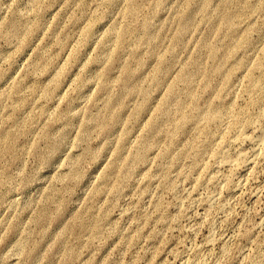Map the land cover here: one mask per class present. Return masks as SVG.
I'll return each instance as SVG.
<instances>
[{
    "label": "rangeland",
    "instance_id": "rangeland-1",
    "mask_svg": "<svg viewBox=\"0 0 264 264\" xmlns=\"http://www.w3.org/2000/svg\"><path fill=\"white\" fill-rule=\"evenodd\" d=\"M134 1L130 15L128 0H0V264H264V107L251 103L258 96L245 91V69L224 90L208 49L197 46L207 33V44L224 45L220 14L204 12L206 0ZM209 1L215 13L222 0ZM230 1L240 10L257 1L236 20V36L249 44L238 56L252 69L264 61V0ZM183 11L190 27L177 41ZM14 21L17 36L6 29ZM126 24L133 28L117 48ZM130 36L139 40L134 51ZM126 59L148 99L138 89L121 97ZM195 67L197 106H219L222 120L201 130L189 121L169 144L175 114L168 101L171 113L157 122L161 103L175 85L183 111L191 109L178 74ZM160 69L157 87L151 76ZM115 110L119 118L103 129ZM242 112L250 125L240 134L232 121ZM151 120L157 126L146 130ZM63 132L59 151L42 159ZM144 145V160H132Z\"/></svg>",
    "mask_w": 264,
    "mask_h": 264
},
{
    "label": "bare ground",
    "instance_id": "bare-ground-1",
    "mask_svg": "<svg viewBox=\"0 0 264 264\" xmlns=\"http://www.w3.org/2000/svg\"><path fill=\"white\" fill-rule=\"evenodd\" d=\"M128 1H129V3L127 6V13L130 15H133L134 10L131 6L135 4V1L134 0H128ZM230 3H231L230 0H222L218 4L217 7L213 8L214 9L213 11L214 12L216 11L215 13L211 12L212 9H210V1L209 0H206L205 2H203L201 4L203 11L206 12L207 14H210V16H215V15L220 14L219 20L221 19L222 26L219 30L218 36L219 37L223 36L224 45L220 47L218 44L217 45L210 44V43L207 44V39L210 36V34L207 33V35H204L202 37V39L200 41H198L197 46L199 48L206 47L208 49L209 57L211 59V62H213V68L210 72L212 74L216 73V74H221L223 76V78H224V88L223 89L224 90H227V89L230 90V87H231L230 84H231L232 78L234 77L236 72H239V71H242L245 69V71L247 73V78H248V83L245 86V91H247L250 96L251 95L258 96L257 98L251 97L252 98L251 103H255L256 100L258 99V101L261 102V103H259V105L262 104V106L264 107V61L260 60L261 59L260 58L254 64V68L248 69L246 66L247 60H245V57L244 56H238V52L239 51L244 52L249 45L248 40H247V35L245 33H243L241 38L236 36V33H238L237 22L243 16L239 17L238 20H237V17L239 15L245 14L247 11L253 10L257 4L249 2V3H247L246 6H244V8H242L240 10V8L239 9H231L229 7ZM219 8H224L225 10L221 11V10H219ZM240 12H242V13H240ZM248 14H246V15H248ZM191 15L192 14L190 11H183L180 14H178V16H177L178 32H177V36H176L177 41L182 40V38L187 33V31L190 27L189 25H190V21H191ZM236 20H237V22H236ZM125 26L126 27H123L122 30L118 31V35L116 38V47L117 48L123 47L125 45V42L127 40V36L130 32V28H133L132 24H128V25L126 24ZM149 26H150V24H149L148 20L143 21L142 29L144 31V35L148 34ZM249 26H250V24L246 28H248ZM6 29H8L9 32H12V33H8V34H14L15 36H17V34L19 32L18 24L15 21L13 23L9 24ZM91 29L92 28H89L88 30L90 31ZM128 41H129V45L131 46L133 51L136 50L137 43L139 42V40H134L133 36H130L128 38ZM263 52H264V48H263ZM129 55H131L129 58H133L135 56L132 53H130ZM236 56H238L239 58ZM107 57L108 58L112 57L113 59H116V57L113 55H111V56L108 55ZM227 62H231V65L227 71H224L223 63L226 64ZM159 63L162 65H168V62L163 57H161L159 59ZM122 68H123L122 69V76H119V80H118V84L121 86V92H120V94H122L121 97L123 98L125 96H128L129 94H131L132 92H134L138 89L148 99L149 98L148 92L142 87L134 86V81H132L130 79L133 75H135V70L132 67V59H126L122 64ZM162 71L163 70L160 69L159 71H156L155 73H153L151 76L152 83L157 87L160 86L162 83V74H161ZM197 71H199V69H198V67H195L191 71H181L178 74V80H179L178 82H182L185 85L186 95H187V97H189V101L191 102V109H189V111H183V108H184V101L183 100L184 99L182 97L180 98L178 95H174L175 85H170L168 87V89L166 91V96H165V98H163V101L161 103V105H162L160 108L161 114L157 117V119H156L157 122L162 123V120L164 119L163 117H165L167 115V112L171 113L170 111H168V109L165 111V109H166L165 105L168 101H170L173 104V107L170 110L175 114V117L172 118V120H171L170 132H168L170 135V143L169 144H171L175 141L176 136L179 134L178 133L179 130L182 129L184 127V125L189 121L193 122L195 124H197V123L201 124V123H209L212 121H219V120L221 121L222 120V110L219 109V106H212L210 104H207V106H205L204 108H200L197 106L196 96H193V93L191 92L190 87H189V85L191 84L192 80L194 79V76L196 75ZM255 71H258L257 75L255 74ZM209 75H210V73H209ZM54 83H55V81H54ZM205 83L208 84V85H205V87H209L211 84V81L207 78V76L205 79ZM50 92H51V90H50ZM112 94H114V93H112ZM110 99H113L112 96H110L107 99V102L105 104L106 110H107V108H109V106H111ZM249 102H250V100H249ZM221 103H223V102H221ZM143 107H144V104H142L139 107V109H143ZM106 110H105V112H106ZM111 112H110L111 114L108 116V118L105 119V121H104L103 129H108L111 126V124H113L119 118V112L117 110L111 111ZM224 112H225V110L223 111V113ZM60 119H62L63 122L68 120V118L66 116H61ZM132 119L136 120V117L133 116ZM232 122H234L233 126H232L233 129L236 130L237 133H240V134H243L244 130L247 128V126L250 125L249 124V118L243 112H242V115L238 114ZM199 124L196 125L195 129H198V130L202 129L204 124H201V125H199ZM84 125H86V124H84ZM107 126H109V127H107ZM156 126H157V123L153 122L151 120L146 125V130L147 129L152 130ZM111 127H113V125ZM48 129H49V125L46 126L47 131H45V133H43L45 135V137L46 136L48 137ZM85 131L86 130H84V132ZM128 134L129 133L127 132V133H124L123 135L120 136V139H119L120 144L118 146L117 154L115 153V156L112 159L113 161L111 162V166L116 167L115 169H118L119 163L117 162V160H119L121 158L119 156L121 153L120 148L124 145L125 137H127ZM44 135H43V137H44ZM64 135H65L64 132L61 133L60 138L58 139V141L55 142V146L52 149H48L47 152H44L42 154V159L46 160V157H51L59 151L60 148H58V147H60L62 145V142H60V141L64 138ZM8 143H10V142L8 141ZM60 143H61V145H60ZM147 147H148V145H144L142 148H138L137 150H135L134 153L131 155V159L134 161L144 160ZM166 149H168V147H166ZM224 157L228 159L227 154H224ZM73 171H75V169ZM75 174H77V172ZM107 175H108V173H104V175L102 177L103 180L107 177ZM93 229H94L93 231L95 233H97L99 231V228L97 226L94 227ZM35 248L36 247H33L32 250H34Z\"/></svg>",
    "mask_w": 264,
    "mask_h": 264
}]
</instances>
